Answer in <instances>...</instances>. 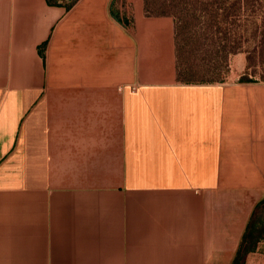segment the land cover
I'll use <instances>...</instances> for the list:
<instances>
[{"label":"crops","instance_id":"1","mask_svg":"<svg viewBox=\"0 0 264 264\" xmlns=\"http://www.w3.org/2000/svg\"><path fill=\"white\" fill-rule=\"evenodd\" d=\"M0 0V264H264V82L176 75L144 0ZM258 227V228H257Z\"/></svg>","mask_w":264,"mask_h":264},{"label":"rangeland","instance_id":"2","mask_svg":"<svg viewBox=\"0 0 264 264\" xmlns=\"http://www.w3.org/2000/svg\"><path fill=\"white\" fill-rule=\"evenodd\" d=\"M237 3L247 9L237 11ZM144 12L172 18L179 80L264 82V0H144ZM257 239L247 238L245 248Z\"/></svg>","mask_w":264,"mask_h":264},{"label":"trees","instance_id":"3","mask_svg":"<svg viewBox=\"0 0 264 264\" xmlns=\"http://www.w3.org/2000/svg\"><path fill=\"white\" fill-rule=\"evenodd\" d=\"M58 0H55V2H57ZM74 0H70V2H68V4L67 5H69L70 3H72ZM247 9V4L246 3H237V4H235V9L237 10V11H240V10H242V9ZM243 81H245V80H243ZM246 81H251V80H246ZM262 204H264V200H262V201H260L258 204H257V206L256 207H259L260 205H262ZM246 237V233H244V235H243V237H242V239H241V242H240V245H239V247H238V250H237V252H236V255L234 256V259H233V261H232V264H241V261H242V259H243V256H244V254H245V252H246V248H245V243H246V239L247 238H245Z\"/></svg>","mask_w":264,"mask_h":264},{"label":"built area","instance_id":"4","mask_svg":"<svg viewBox=\"0 0 264 264\" xmlns=\"http://www.w3.org/2000/svg\"><path fill=\"white\" fill-rule=\"evenodd\" d=\"M68 2H70V0H67Z\"/></svg>","mask_w":264,"mask_h":264}]
</instances>
